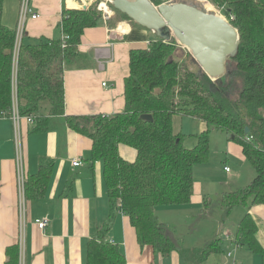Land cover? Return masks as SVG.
<instances>
[{
	"label": "trees",
	"instance_id": "trees-1",
	"mask_svg": "<svg viewBox=\"0 0 264 264\" xmlns=\"http://www.w3.org/2000/svg\"><path fill=\"white\" fill-rule=\"evenodd\" d=\"M98 1L86 8H64L61 37L27 43L23 36L16 51V28L2 22L4 0H0V114L10 110L14 86L19 113L34 118L33 131H45L50 116L64 114L63 69L78 60L84 30L101 21ZM150 1L158 5L172 0ZM208 2L239 36L236 52L227 59L222 76L210 78L190 52V62L178 58L176 52L182 47L177 40L155 34L147 48L129 51L123 111L107 116H65L69 128L90 139L91 160L101 162L110 206L107 221L87 242L84 264H126L119 245L108 237L117 210L128 217L139 244L149 245L161 255L176 248L155 211L160 206L190 204L195 192L194 166L206 163L209 156V126L238 142L255 172L248 185L222 192L219 205L226 215L236 207L245 209L233 243L257 253L264 264V246L249 213L252 206L264 205V0ZM110 6L115 14L109 25L129 19ZM142 114H150L152 119H144ZM180 115L206 125L197 134L194 147L183 146L182 134L173 128V118ZM121 145L136 151L133 161L120 155ZM51 169V164H45L27 175L26 200L44 195ZM209 199L203 197L201 211L206 212ZM221 244V238H216L202 248H181L180 253L186 261H200L218 251ZM18 257L17 244L8 246L4 264H18Z\"/></svg>",
	"mask_w": 264,
	"mask_h": 264
},
{
	"label": "crops",
	"instance_id": "crops-1",
	"mask_svg": "<svg viewBox=\"0 0 264 264\" xmlns=\"http://www.w3.org/2000/svg\"><path fill=\"white\" fill-rule=\"evenodd\" d=\"M89 1L92 0H30L33 11L39 16L25 21L24 41L61 37L62 10L83 8ZM196 2L201 4L208 0ZM19 4L20 0H4L1 20L10 28L17 29ZM114 14L113 11L108 19L102 18L96 26L84 30L78 46V61L64 66V114L50 116L48 127L42 132L33 131L35 121L21 120L27 175L36 173L41 165H52L44 195L26 200L22 212L18 207L13 122L9 111L0 114V264L6 260V248L14 244L18 246V264H84L88 240L96 235L97 227L107 221L110 206L101 162L91 160L90 139L69 128L65 116H107L123 111V83L129 73V51L147 48L156 35L130 19L109 25ZM119 151L125 160L135 159L133 148L121 145ZM73 158H79L82 164L73 166ZM182 207L176 210H184ZM249 213L257 224L256 236L264 246V205L252 206ZM36 219L47 220L44 229L37 227ZM167 222L171 224L170 220ZM165 224L168 235L173 240L180 239L178 230H171L169 224ZM228 234L226 231L225 239L223 234L218 237L222 243L218 251L193 262L182 257L181 248H202L206 237L202 243L190 242L189 246L175 242L174 250L161 255L153 252L149 245L137 242L128 217L118 210L114 211L108 230L109 239L124 253L126 264H238V261L246 264L242 248L231 245L234 237ZM226 244L231 247L229 251H225ZM254 254L255 264H262L260 256Z\"/></svg>",
	"mask_w": 264,
	"mask_h": 264
},
{
	"label": "rangeland",
	"instance_id": "rangeland-1",
	"mask_svg": "<svg viewBox=\"0 0 264 264\" xmlns=\"http://www.w3.org/2000/svg\"><path fill=\"white\" fill-rule=\"evenodd\" d=\"M194 3L198 6L201 5L196 0ZM206 7H211L214 12L218 13L213 3L207 2ZM24 40L25 35L23 37ZM188 53L189 51L185 47H182L177 50L176 56L185 59L186 62L188 60L190 62ZM193 68L195 69L196 66ZM236 86H240L239 79L236 81ZM233 95L235 97V94ZM173 128L177 133L182 134L183 146L189 148L195 146L197 134L205 129L206 125L191 116L180 115L173 118ZM208 128L210 131L208 160L204 164L194 166V180L197 187L195 191L197 194L195 195L197 196L192 199L191 204L182 207L184 210H176L177 207L175 206H160L155 211L160 221L167 224H169L168 220L171 221L169 229L178 230L176 231L177 235H179L177 238L179 237L180 239L176 240L175 238L174 240L182 246H189L190 242L202 243L201 241L204 237H206V245L222 234V238L225 239L224 234L226 231H229L228 235L234 237L237 224L245 214L242 211H245V209L236 207L231 213L226 215L219 205L220 196L222 192L237 190L248 185L255 176V172L249 160L243 154L240 144L229 141L227 134L223 130L214 129L211 126ZM224 167H228L229 172ZM205 196L210 197V204L206 212H203L201 208L203 207V197ZM172 210L174 213L171 212ZM230 244L233 245L234 243L230 242ZM226 246L227 249L225 251H229L231 247L228 244ZM239 247L242 248L241 253H244L246 257V264H255L254 252H249L246 247ZM233 257H235L234 253Z\"/></svg>",
	"mask_w": 264,
	"mask_h": 264
},
{
	"label": "water",
	"instance_id": "water-1",
	"mask_svg": "<svg viewBox=\"0 0 264 264\" xmlns=\"http://www.w3.org/2000/svg\"><path fill=\"white\" fill-rule=\"evenodd\" d=\"M114 9L162 39H176L212 79L222 76L227 59L236 52L237 30L221 14L189 0H172L155 5L150 0H112ZM142 118L151 120L150 114ZM247 132V130H246Z\"/></svg>",
	"mask_w": 264,
	"mask_h": 264
},
{
	"label": "built area",
	"instance_id": "built-area-1",
	"mask_svg": "<svg viewBox=\"0 0 264 264\" xmlns=\"http://www.w3.org/2000/svg\"><path fill=\"white\" fill-rule=\"evenodd\" d=\"M111 1L112 0H99L96 5L97 10L101 12V16L104 20L108 19L113 13V9L110 6ZM90 2L91 1H89V4L88 3L84 4L83 8L88 7L92 3ZM38 16H39L38 13L33 11V8L30 5V0H20L19 11H18V22H17V29H16V41H15L16 51L19 48V45L21 43L25 21L27 20L28 17L31 19H36ZM62 38H64V35H62ZM9 115L13 122V136H14V143H15V159L14 160H15V172H16V187H17V194H18V207L20 211L22 212L24 210L25 202H26L25 181L27 179V173L25 171V161H24V154L22 150L23 140H22L20 123L23 118L25 119L27 123H33L34 118L30 114L21 115L19 113L15 91L13 92V100H12L11 108L9 110ZM71 164L77 167L82 164V161L79 158H73L71 160ZM225 170L227 171L228 167H225ZM35 222L39 229H44V227L47 225L46 219H36Z\"/></svg>",
	"mask_w": 264,
	"mask_h": 264
},
{
	"label": "bare ground",
	"instance_id": "bare-ground-1",
	"mask_svg": "<svg viewBox=\"0 0 264 264\" xmlns=\"http://www.w3.org/2000/svg\"><path fill=\"white\" fill-rule=\"evenodd\" d=\"M210 9H212V8L210 7Z\"/></svg>",
	"mask_w": 264,
	"mask_h": 264
}]
</instances>
